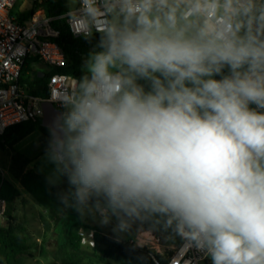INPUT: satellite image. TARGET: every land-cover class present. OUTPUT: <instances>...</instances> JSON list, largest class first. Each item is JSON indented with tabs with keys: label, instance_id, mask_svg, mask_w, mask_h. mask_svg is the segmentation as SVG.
I'll return each instance as SVG.
<instances>
[{
	"label": "clouds",
	"instance_id": "1",
	"mask_svg": "<svg viewBox=\"0 0 264 264\" xmlns=\"http://www.w3.org/2000/svg\"><path fill=\"white\" fill-rule=\"evenodd\" d=\"M62 18L91 45L47 125L62 204L264 264V0H68Z\"/></svg>",
	"mask_w": 264,
	"mask_h": 264
},
{
	"label": "trees",
	"instance_id": "2",
	"mask_svg": "<svg viewBox=\"0 0 264 264\" xmlns=\"http://www.w3.org/2000/svg\"><path fill=\"white\" fill-rule=\"evenodd\" d=\"M41 9L45 10L49 18H56L51 21V26L59 32L56 42L67 58L66 67L51 70L50 74L58 72L79 77L82 58L86 56L91 45L86 43L83 38L73 36L64 19H57L58 16L68 11V0H42L35 3L29 11L17 13V20L24 23ZM40 66H42L41 63L35 59L27 60L22 80L30 86V93L47 98L48 73L40 69ZM42 73L44 77L39 76ZM36 128L37 123L34 122H23L7 128L0 135V149L13 148L14 145L34 133ZM40 130L42 132V143L44 149H46L49 137L48 128L41 125ZM15 161L17 163L18 158ZM15 174L23 191L29 194L48 213V220L55 221L65 212L67 207L62 204L59 195L61 188L50 185L46 175L37 173L34 170H18ZM20 196L21 190L0 175V200L7 202L6 224L0 228V264H24L23 257L36 246V242L26 235L25 227L18 223L12 214V204ZM46 224L49 228L48 221ZM143 226L145 229H152L162 235L173 237L178 241V244L180 242L178 236L169 232L153 228L147 223ZM82 227L94 231V246L90 248L91 254L103 264H158L160 261L167 262L172 255L171 253L167 258H164L129 241H121L113 235L104 234L98 227L88 226L78 221L65 230L59 244L56 259L63 264H89L86 250L82 245V237L79 233V229Z\"/></svg>",
	"mask_w": 264,
	"mask_h": 264
},
{
	"label": "built area",
	"instance_id": "3",
	"mask_svg": "<svg viewBox=\"0 0 264 264\" xmlns=\"http://www.w3.org/2000/svg\"><path fill=\"white\" fill-rule=\"evenodd\" d=\"M21 1H29L33 6L42 0H0V135L7 128L19 123L41 122L44 117L43 102H51L59 108V105L53 102V97L75 86L74 76L58 72L50 74L51 70L67 65L66 55L56 42L59 32L51 26V21L56 18H49L45 10L41 9L29 20L21 23L17 20V14L13 12ZM40 12L43 13L42 16H38ZM63 16L64 14L57 19H64L67 22ZM104 23L103 20L97 21L98 25ZM29 59L39 61L44 67L43 70L48 73L47 98L30 93V86L22 80ZM5 211L6 208L0 215V228L4 226ZM79 233L82 242L94 246V231L91 230L87 237L84 232ZM130 243L158 255L161 253L160 238L151 229L145 230L140 237ZM158 264H210V260L180 239L167 262L160 261Z\"/></svg>",
	"mask_w": 264,
	"mask_h": 264
},
{
	"label": "rangeland",
	"instance_id": "4",
	"mask_svg": "<svg viewBox=\"0 0 264 264\" xmlns=\"http://www.w3.org/2000/svg\"><path fill=\"white\" fill-rule=\"evenodd\" d=\"M31 8V2L21 1L14 8L13 12L14 14L18 12H27ZM39 68L43 69L44 67L40 66ZM40 126L41 122H38L35 132L14 145L13 148L0 149V175L21 190V196L12 204V214L16 221L25 227L26 235L36 242L35 248L23 257L24 264H63L60 260L56 259L59 244L65 230L78 221L88 226L98 227L104 234L113 235L121 241H134L137 237H140L141 233L145 230H149L145 229L142 225L139 227L134 226L131 232L127 234H116L113 233L111 225L108 227H101L99 224V217L95 216L88 209L77 212L68 207L57 220H48V213L29 194L23 191L15 174L18 170H34L37 173L46 175L48 178L52 165H50L45 158V149L42 143ZM15 158H18L17 163ZM46 219L49 222V228L47 227ZM5 224L6 217H4V225ZM80 231L84 232L86 237L88 233L91 232L90 229L85 227L80 228L79 232ZM152 231L156 232L154 230ZM156 234L161 242L160 255L167 258L178 245V241L171 236H165L157 232ZM82 244L83 248L86 250L89 264H103L98 258L91 254L90 248L92 246H90L89 243L82 242Z\"/></svg>",
	"mask_w": 264,
	"mask_h": 264
},
{
	"label": "water",
	"instance_id": "5",
	"mask_svg": "<svg viewBox=\"0 0 264 264\" xmlns=\"http://www.w3.org/2000/svg\"><path fill=\"white\" fill-rule=\"evenodd\" d=\"M40 77H44V74H40ZM44 117L41 121V125L47 128L48 122H50L55 116V110H58L51 102H43Z\"/></svg>",
	"mask_w": 264,
	"mask_h": 264
},
{
	"label": "bare ground",
	"instance_id": "6",
	"mask_svg": "<svg viewBox=\"0 0 264 264\" xmlns=\"http://www.w3.org/2000/svg\"><path fill=\"white\" fill-rule=\"evenodd\" d=\"M43 15V13L42 12H40L39 14H38V16H42Z\"/></svg>",
	"mask_w": 264,
	"mask_h": 264
},
{
	"label": "crops",
	"instance_id": "7",
	"mask_svg": "<svg viewBox=\"0 0 264 264\" xmlns=\"http://www.w3.org/2000/svg\"><path fill=\"white\" fill-rule=\"evenodd\" d=\"M83 245V244H82Z\"/></svg>",
	"mask_w": 264,
	"mask_h": 264
}]
</instances>
